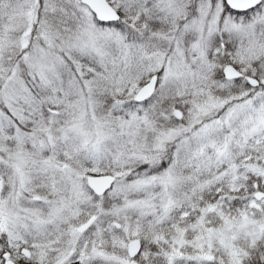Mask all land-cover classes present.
<instances>
[{
    "label": "snow or ice",
    "instance_id": "snow-or-ice-1",
    "mask_svg": "<svg viewBox=\"0 0 264 264\" xmlns=\"http://www.w3.org/2000/svg\"><path fill=\"white\" fill-rule=\"evenodd\" d=\"M0 264H264V0H0Z\"/></svg>",
    "mask_w": 264,
    "mask_h": 264
}]
</instances>
